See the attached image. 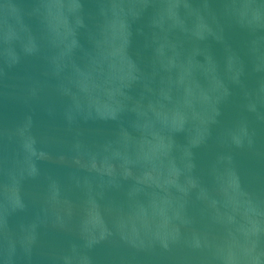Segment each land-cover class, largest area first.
<instances>
[{
	"label": "water",
	"instance_id": "95a60500",
	"mask_svg": "<svg viewBox=\"0 0 264 264\" xmlns=\"http://www.w3.org/2000/svg\"><path fill=\"white\" fill-rule=\"evenodd\" d=\"M0 264H264V0H0Z\"/></svg>",
	"mask_w": 264,
	"mask_h": 264
}]
</instances>
